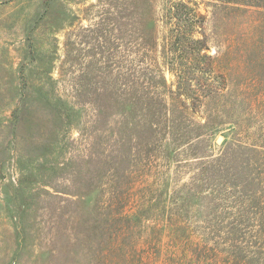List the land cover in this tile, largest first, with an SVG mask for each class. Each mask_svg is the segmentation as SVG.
Here are the masks:
<instances>
[{"label":"rangeland","instance_id":"rangeland-1","mask_svg":"<svg viewBox=\"0 0 264 264\" xmlns=\"http://www.w3.org/2000/svg\"><path fill=\"white\" fill-rule=\"evenodd\" d=\"M0 264H264V0H0Z\"/></svg>","mask_w":264,"mask_h":264}]
</instances>
